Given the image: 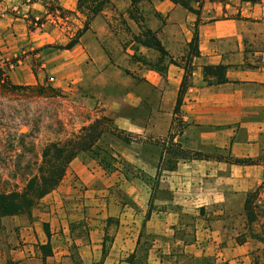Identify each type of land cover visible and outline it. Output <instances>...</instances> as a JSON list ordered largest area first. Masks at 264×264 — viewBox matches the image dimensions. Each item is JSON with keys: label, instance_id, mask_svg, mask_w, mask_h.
<instances>
[{"label": "crops", "instance_id": "0c3cea01", "mask_svg": "<svg viewBox=\"0 0 264 264\" xmlns=\"http://www.w3.org/2000/svg\"><path fill=\"white\" fill-rule=\"evenodd\" d=\"M111 3L117 11L129 8L128 0ZM77 4L0 0V68L16 64L10 81L17 86L98 88L91 94L101 117L131 143L113 138L109 148L121 160L113 171L87 155L76 157L29 217L2 219L18 231L13 263L264 264V245L245 229L244 210L264 183V0L191 2L198 15L170 0H148L146 28L179 64H166L164 76L130 65L125 55L117 62L108 56L102 40L110 36V16L104 12L70 50L52 49L66 45L82 25ZM149 51L139 47L136 54L147 59ZM185 66L186 87L174 114ZM209 67L224 68V83L204 76ZM152 141L258 162L182 160L165 171L162 144ZM123 164L147 180L125 179ZM45 246L50 255L41 251Z\"/></svg>", "mask_w": 264, "mask_h": 264}, {"label": "rangeland", "instance_id": "374dc122", "mask_svg": "<svg viewBox=\"0 0 264 264\" xmlns=\"http://www.w3.org/2000/svg\"><path fill=\"white\" fill-rule=\"evenodd\" d=\"M115 1L119 3L122 0ZM127 9L114 10L112 3L103 7L102 12L110 16L108 28L110 36L103 39L102 44L108 56L114 61L117 62L118 58L122 60V55H125L124 60L130 65H135L137 62L130 54L142 55L136 54L139 47L133 38L147 29L145 22L150 10L147 2H142L133 9L132 13L138 20L136 26L128 20ZM82 18L84 21V17ZM80 28H76L75 33ZM116 52L119 53L117 57ZM146 56L148 59L146 60L151 64H156L159 58L158 53L154 51L147 52ZM163 63L166 64V60ZM6 64L0 68V75L10 81V76L17 66L9 70ZM41 86L56 90L57 95L48 96L51 94L49 91L45 92L44 97L30 93L11 94L0 89V193L5 195L21 192L26 183L38 175L43 161L42 153L46 147L71 138L73 133L77 134L83 127L92 125L96 118L99 120L104 118L101 117V110L91 94L97 93L98 88L69 86L65 91H61L53 88L50 82ZM102 126L108 128L106 122L100 128ZM151 143L162 144L159 141ZM106 145L115 146L113 137L103 135L96 146L105 148ZM161 147L164 155L168 149L171 153L177 151L171 147L170 142L167 145L162 144ZM179 161H182V158L173 159L172 155L165 156L161 169L168 171L167 167H173ZM261 161L264 163V158ZM4 222L6 221H0V264H13L11 253L19 246L16 242L18 231L6 227L8 225H4ZM245 229L249 230L251 239H256L264 245V183L256 190L247 206Z\"/></svg>", "mask_w": 264, "mask_h": 264}, {"label": "trees", "instance_id": "16d2710c", "mask_svg": "<svg viewBox=\"0 0 264 264\" xmlns=\"http://www.w3.org/2000/svg\"><path fill=\"white\" fill-rule=\"evenodd\" d=\"M129 8L127 9V17L128 20L132 21L136 26H138V20L134 16L133 9L136 8L142 2H147L148 0H128ZM173 4L179 5L184 10L198 15V12L193 10L190 6L191 2L201 3L203 1L210 2H224V0H170ZM260 0H240V2L247 3H257ZM111 4V0H78L76 11L84 17L82 28H80L75 35L68 41V43L64 46H55L52 49L56 50H70L74 47L80 37L84 35L90 27V23L96 17L101 15L103 11V7ZM134 43L138 47H142L145 49L152 50L157 52L159 58L156 61V64H151V62L147 61L144 57L141 56H132V58L140 63L142 66L147 69L158 73L161 76H164L166 70V64L168 65H176L179 64L175 62L171 57L168 56L164 48L161 46L158 41L155 33L151 32L149 29H144L142 32L133 38ZM197 38L196 34L192 41L194 46L196 45ZM191 47V45H190ZM164 64L163 62H165ZM188 60L185 61L187 64ZM224 68L216 67V68H205L204 76L207 75H216V83L221 84L224 83V79L222 77ZM184 71L186 73V77L184 76L183 81L180 86V90L178 93L176 105L174 108V114L178 112L179 107L182 102L183 91L186 87L187 74L189 73V69L184 67ZM129 75L127 72H125ZM0 89L6 93H30L37 96H45L46 91H49L51 94L48 96L57 95L56 90H51L50 88H45L41 85L36 86H17L13 85L8 78L0 75ZM106 122L108 124V128H100L103 123ZM103 135L111 136L115 139L122 141L125 144L131 143V136L118 131L113 127L111 120L107 118L96 119L92 125L87 127H83L79 133L71 136V138L65 140L62 143H55L43 150L42 153V164L38 170V175L29 180L21 192H14L8 195L0 193V221L5 218L15 217V216H30L31 210L38 204V202L54 191L56 187L59 185L62 180L65 170L68 164L75 159L76 157H83L87 155L90 159L96 160L104 170L113 171L115 169L114 165L116 163L121 164V160L118 155L114 154L112 149L106 145L105 148H101L100 146H96ZM151 143V142H150ZM171 147L175 148L177 151H173L171 153L170 149H168L165 153V156L172 155L173 159L182 158V160H208L213 159L215 161H223L228 164L233 165H254L258 161L257 160H231L228 157L223 156H208L202 155L200 153H192L182 150L177 144H171ZM180 156V157H177ZM162 153L160 155V160L158 163L161 165L162 161ZM168 161V160H166ZM167 163V162H166ZM168 164V163H167ZM177 162L173 167H167L168 171H172ZM122 168L124 170L125 179L128 178H139L142 180H147L144 175L140 172H136L131 170V168L123 164ZM157 177V176H156ZM154 186H157L156 179L153 182ZM256 194V191L250 194L245 202L244 210L247 211V206L250 202V199ZM1 225V223H0ZM41 251L45 255H50L51 251L48 246L42 247ZM14 264V263H13Z\"/></svg>", "mask_w": 264, "mask_h": 264}, {"label": "built area", "instance_id": "2783aa9c", "mask_svg": "<svg viewBox=\"0 0 264 264\" xmlns=\"http://www.w3.org/2000/svg\"><path fill=\"white\" fill-rule=\"evenodd\" d=\"M55 14L58 15V11L57 10H55ZM15 67H16V64L14 62H12V61H10V62H8L6 64V68L9 69V70L14 69Z\"/></svg>", "mask_w": 264, "mask_h": 264}]
</instances>
